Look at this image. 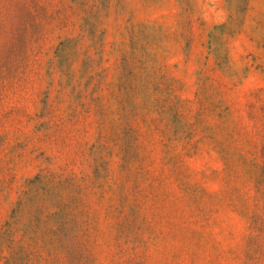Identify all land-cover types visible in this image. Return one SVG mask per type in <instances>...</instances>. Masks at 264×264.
Masks as SVG:
<instances>
[{
  "label": "rangeland",
  "instance_id": "obj_1",
  "mask_svg": "<svg viewBox=\"0 0 264 264\" xmlns=\"http://www.w3.org/2000/svg\"><path fill=\"white\" fill-rule=\"evenodd\" d=\"M0 264H264V0H0Z\"/></svg>",
  "mask_w": 264,
  "mask_h": 264
}]
</instances>
